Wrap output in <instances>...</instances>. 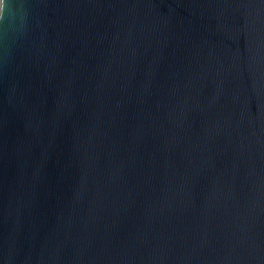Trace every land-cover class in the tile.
<instances>
[{
  "label": "water",
  "instance_id": "water-1",
  "mask_svg": "<svg viewBox=\"0 0 264 264\" xmlns=\"http://www.w3.org/2000/svg\"><path fill=\"white\" fill-rule=\"evenodd\" d=\"M0 264H264V0H4Z\"/></svg>",
  "mask_w": 264,
  "mask_h": 264
},
{
  "label": "clouds",
  "instance_id": "clouds-1",
  "mask_svg": "<svg viewBox=\"0 0 264 264\" xmlns=\"http://www.w3.org/2000/svg\"><path fill=\"white\" fill-rule=\"evenodd\" d=\"M4 0L2 3H0V11H2V6H3Z\"/></svg>",
  "mask_w": 264,
  "mask_h": 264
}]
</instances>
